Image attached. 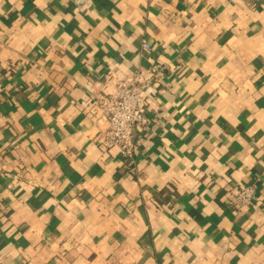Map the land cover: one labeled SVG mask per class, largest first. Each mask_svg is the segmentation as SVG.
Returning a JSON list of instances; mask_svg holds the SVG:
<instances>
[{
	"label": "crops",
	"instance_id": "1",
	"mask_svg": "<svg viewBox=\"0 0 264 264\" xmlns=\"http://www.w3.org/2000/svg\"><path fill=\"white\" fill-rule=\"evenodd\" d=\"M155 64L134 174L92 100ZM0 264H264V0H0Z\"/></svg>",
	"mask_w": 264,
	"mask_h": 264
},
{
	"label": "built area",
	"instance_id": "2",
	"mask_svg": "<svg viewBox=\"0 0 264 264\" xmlns=\"http://www.w3.org/2000/svg\"><path fill=\"white\" fill-rule=\"evenodd\" d=\"M142 48L145 52L152 49L147 41H143ZM161 70L163 68L155 64L147 75L136 73L119 80L113 94H99L92 100V109L101 114L108 124L99 133L98 143L107 150H116L134 174L139 153L137 130L150 124V119L142 110L144 94L152 91L155 76ZM258 199L256 187L249 184L241 186L231 202L236 209H242L254 205Z\"/></svg>",
	"mask_w": 264,
	"mask_h": 264
}]
</instances>
